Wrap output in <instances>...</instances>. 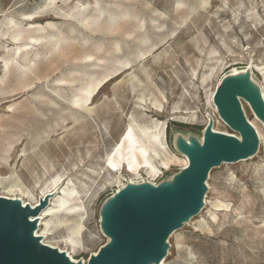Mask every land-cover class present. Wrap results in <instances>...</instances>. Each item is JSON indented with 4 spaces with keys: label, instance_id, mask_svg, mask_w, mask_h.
<instances>
[{
    "label": "rangeland",
    "instance_id": "rangeland-1",
    "mask_svg": "<svg viewBox=\"0 0 264 264\" xmlns=\"http://www.w3.org/2000/svg\"><path fill=\"white\" fill-rule=\"evenodd\" d=\"M12 20L40 28V44L5 67ZM233 69L264 102V0H0V191L15 183L34 202L59 187L38 231L88 264L110 239L103 204L129 184L170 185L183 169L178 137L203 139L209 120L239 136L211 99ZM239 99L256 150L211 168L162 264H264V120ZM63 189L79 205L77 236L71 215L49 211Z\"/></svg>",
    "mask_w": 264,
    "mask_h": 264
},
{
    "label": "water",
    "instance_id": "water-1",
    "mask_svg": "<svg viewBox=\"0 0 264 264\" xmlns=\"http://www.w3.org/2000/svg\"><path fill=\"white\" fill-rule=\"evenodd\" d=\"M239 97L249 101L264 120V102L248 72L223 78L214 91L213 103L239 137L213 133L208 127L201 146L194 138L192 145L182 140L178 147L176 144L188 157L189 166L177 173L170 185L129 184L109 198L101 213L110 241L96 256H90L88 264L161 261L167 249V236L200 210L211 168L246 159L256 150L258 136L241 109ZM45 203L42 199L31 210L28 205L22 208L19 201L0 197V207L7 210L0 220V264H74L32 235L34 225L28 216H37Z\"/></svg>",
    "mask_w": 264,
    "mask_h": 264
},
{
    "label": "bare ground",
    "instance_id": "bare-ground-1",
    "mask_svg": "<svg viewBox=\"0 0 264 264\" xmlns=\"http://www.w3.org/2000/svg\"><path fill=\"white\" fill-rule=\"evenodd\" d=\"M23 18L24 19H32V18H35V17L31 16V15H27V16H25ZM24 19H22V20H24ZM20 23H22V22H20ZM20 23H19V26H17V30L11 29L14 25H18V23L17 24L13 23V20L11 21V23L9 22V25H7V27H6V29H10V32L7 33L5 39H8L10 41V44H15V47L10 48L9 56L7 58H3L2 59V62H4V66L5 67H8V64H9V62L11 60H14V59H16L18 57L22 58L23 54L25 53V51L28 48H30V46L39 45L40 44V28H36V32L32 34V33H29V32H25V31H27L26 30L27 28L26 29L23 28V25H20ZM5 47L7 48V46H5ZM242 73H245V70L240 71L239 69H233V71L229 72L225 77H227L229 75H232V76L233 75H239V74H242ZM219 83L220 82H218L217 84H219ZM214 91H215V89H214ZM214 91L212 92L211 99L213 97ZM263 96H264V94H263ZM212 103H213V101H212ZM213 105H214V103H213ZM241 109L243 111L242 105H241ZM247 121L253 127L254 131L257 134V136H259L258 128L254 124V122H252L249 119H247ZM208 127H210L211 132H213V133H221V134H224L226 136H236V135L231 134V133L226 132V131H220V130L214 129L212 124H211V120H209L206 128H208ZM206 128L204 129V131L206 130ZM153 138H155V135H153ZM181 140L185 141L187 144H190V145L193 144L192 138H190V137L189 138H186V137L180 138V137H178L177 141H176L177 147H178L179 141L181 142ZM197 141H198V143L201 146L202 145L201 143L203 142V139L200 138V139H197ZM182 156H183V158H185L183 160L184 161L183 162V168L185 169V168H187L189 166V160H188V157L185 154H182ZM149 169H150L151 172H155V168H153L152 166H149ZM61 177H62V175H61ZM206 181H205V186L207 184ZM6 187L7 188L5 190L0 191V197H3L5 199H9V200H13V201H19L20 206L22 208H25L28 205L29 209H31V210L36 208V206L40 203V200L45 199V201H47L48 199H50V197H52L54 195V193H58V189L57 188H59V187H55L54 188V190H55L54 192H52V190H46L45 192H43V194L40 196V198H38L34 202H30V201H27V200L24 199L25 197L26 198H31V196H32L29 192H26L27 190L23 191L21 188H16V184L15 183H11L10 185H8ZM73 192L74 191L72 189L71 190H69V189L68 190H64V189L61 190V194L59 195V200H58L57 205L55 207L51 208L49 211H50V214H53L55 216H57L60 212H66L67 214L71 215V217L67 216L63 220L68 221L69 219L72 218L71 220H73V223H72V226L70 228V232L74 236H77L80 233L81 229L83 228V224L81 222V217L76 216L74 214V213H76L79 210V205L77 206L76 204H72L71 203V201L73 199L70 197L71 196L70 194H72ZM28 200H30V199H28ZM203 202H204V196L202 197V203ZM41 213L42 212H40L37 216H35V215H29L28 216V220L34 225L33 230H32L33 237H35L39 241V243H41L42 245L47 246V247H49L51 249H55L59 253H63L64 256L67 257V259L71 263L77 264L79 261L74 259V257H73L71 252H69V251L67 252V250H63L59 246H55V245L50 244V243L45 241V238L48 237L49 234L46 233V230L38 231L39 228H40V220L42 219ZM73 216H76V217H73ZM69 241L72 242L73 240L70 239ZM109 241H110V239H109ZM109 241L107 243H109ZM101 247L97 251L93 252L91 255L96 256L98 254L99 250L101 249ZM163 261L164 260L162 258L160 263L162 264ZM81 264H84V263H81Z\"/></svg>",
    "mask_w": 264,
    "mask_h": 264
},
{
    "label": "snow or ice",
    "instance_id": "snow-or-ice-1",
    "mask_svg": "<svg viewBox=\"0 0 264 264\" xmlns=\"http://www.w3.org/2000/svg\"><path fill=\"white\" fill-rule=\"evenodd\" d=\"M6 211L7 210L4 207H0V220H2ZM52 264H55V262H52Z\"/></svg>",
    "mask_w": 264,
    "mask_h": 264
}]
</instances>
